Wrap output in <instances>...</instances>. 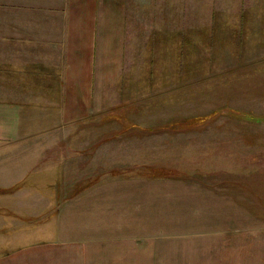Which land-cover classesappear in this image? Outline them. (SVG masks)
<instances>
[{
    "label": "rangeland",
    "instance_id": "obj_1",
    "mask_svg": "<svg viewBox=\"0 0 264 264\" xmlns=\"http://www.w3.org/2000/svg\"><path fill=\"white\" fill-rule=\"evenodd\" d=\"M124 7L116 75L96 74L86 118L0 143V264H62L64 239L73 263L83 224L63 232L64 194L117 182L150 184L149 221L126 228L156 233L166 264H264V122L242 117H264V0ZM10 21L0 42H41Z\"/></svg>",
    "mask_w": 264,
    "mask_h": 264
},
{
    "label": "crops",
    "instance_id": "obj_2",
    "mask_svg": "<svg viewBox=\"0 0 264 264\" xmlns=\"http://www.w3.org/2000/svg\"><path fill=\"white\" fill-rule=\"evenodd\" d=\"M124 4L125 0L0 2V13L14 17L10 24L25 25L41 35V42H0V143L18 142L30 126H67L86 118L97 94L96 74L116 75ZM52 183L50 189L64 193L80 190V183L72 188ZM128 185L101 183L93 191L64 194L63 232L83 224L74 239L83 248L74 251V262L68 264H166L156 233L131 235L126 228L149 221L141 207L151 198L150 184ZM93 230L107 235H93ZM62 242V264H67L70 251L65 239Z\"/></svg>",
    "mask_w": 264,
    "mask_h": 264
},
{
    "label": "trees",
    "instance_id": "obj_3",
    "mask_svg": "<svg viewBox=\"0 0 264 264\" xmlns=\"http://www.w3.org/2000/svg\"><path fill=\"white\" fill-rule=\"evenodd\" d=\"M242 117L245 119H249L251 121H255V122H259V121L264 122V117H254V116H250V115L245 114V113H242Z\"/></svg>",
    "mask_w": 264,
    "mask_h": 264
}]
</instances>
